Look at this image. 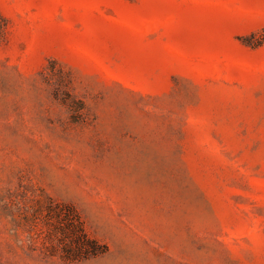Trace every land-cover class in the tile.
<instances>
[{"label": "rangeland", "instance_id": "obj_1", "mask_svg": "<svg viewBox=\"0 0 264 264\" xmlns=\"http://www.w3.org/2000/svg\"><path fill=\"white\" fill-rule=\"evenodd\" d=\"M0 264H264V0H0Z\"/></svg>", "mask_w": 264, "mask_h": 264}]
</instances>
